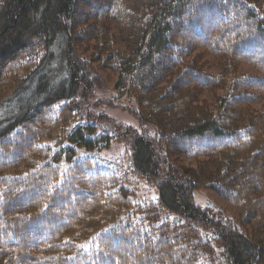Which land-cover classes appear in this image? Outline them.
<instances>
[{
	"label": "trees",
	"instance_id": "trees-1",
	"mask_svg": "<svg viewBox=\"0 0 264 264\" xmlns=\"http://www.w3.org/2000/svg\"><path fill=\"white\" fill-rule=\"evenodd\" d=\"M263 12L264 0H0V264H264ZM97 67L130 87L154 135L90 111ZM130 176L158 199L133 200ZM198 188L237 217L198 205Z\"/></svg>",
	"mask_w": 264,
	"mask_h": 264
},
{
	"label": "rangeland",
	"instance_id": "rangeland-1",
	"mask_svg": "<svg viewBox=\"0 0 264 264\" xmlns=\"http://www.w3.org/2000/svg\"><path fill=\"white\" fill-rule=\"evenodd\" d=\"M264 17V12L262 13ZM90 52H86L85 55L89 57L91 55ZM96 56V55H95ZM211 59V58H210ZM98 65V64H95ZM101 66V65H100ZM219 70V68H217ZM240 73H251L257 74V71L254 67L242 64L239 66ZM118 73H113L112 71L101 70L99 67L94 68L93 76L96 79L95 86V94L91 99L89 108L90 111H95L98 113H104L111 119L117 121V123L122 122L126 125H130L132 127L142 128L141 122L137 119L136 112L138 109V104L134 94L130 91V87L127 91L116 90L115 86L118 79ZM224 91L218 90L216 92H210L203 97L207 98L208 105L211 106L214 103V98H220L223 95ZM254 107L258 111H264V100L262 102L254 104ZM156 127L153 124H145L142 128L143 133H147L149 135H154ZM125 146L118 145L115 149L109 153L111 158L117 157L122 159L125 153ZM85 152H81L83 154ZM185 164L193 165L195 161L184 159ZM130 183L132 187H135L136 190V198L133 200L142 199H150L157 200L159 197L158 190L156 187H151L144 180H141L138 176H130ZM195 202L202 207H209L211 209H222L225 213L232 217H237V213L235 209L227 202L225 199L220 197L215 191L208 188H198L194 192ZM124 217H126V209L123 211ZM171 213V212H170ZM170 217L174 218V215L170 214Z\"/></svg>",
	"mask_w": 264,
	"mask_h": 264
}]
</instances>
